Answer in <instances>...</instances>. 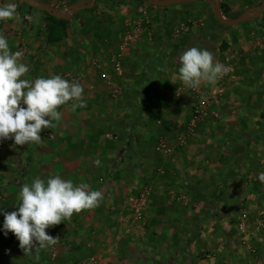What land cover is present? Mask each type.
I'll list each match as a JSON object with an SVG mask.
<instances>
[{
	"label": "crops",
	"instance_id": "1",
	"mask_svg": "<svg viewBox=\"0 0 264 264\" xmlns=\"http://www.w3.org/2000/svg\"><path fill=\"white\" fill-rule=\"evenodd\" d=\"M8 3L17 15L0 21V34L12 52H22L25 78L78 81L85 103L61 106V120L41 131L40 143L0 141V209L15 210L23 184L57 175L101 191L103 200L46 229L59 238L48 248L24 254L17 238L0 230V264H264V15L229 28L208 1L156 8L97 0L64 20L66 38L55 42L51 31L60 27L44 12L0 0ZM93 3L60 0L57 9ZM262 3L220 0L229 20ZM139 22L144 34L126 44ZM190 47L209 50L234 76L214 103L219 119L188 136L196 98L178 69ZM112 57L122 63L119 74ZM216 85L199 88L215 92ZM163 139L170 154L156 151ZM141 195L146 204L138 215L133 200ZM3 221L0 215V229ZM244 242L259 253L252 256Z\"/></svg>",
	"mask_w": 264,
	"mask_h": 264
},
{
	"label": "clouds",
	"instance_id": "2",
	"mask_svg": "<svg viewBox=\"0 0 264 264\" xmlns=\"http://www.w3.org/2000/svg\"><path fill=\"white\" fill-rule=\"evenodd\" d=\"M17 15L14 3L0 6V21ZM22 52H12L7 39L0 34V141L12 139L15 145L40 143L41 131L50 128L52 121L61 120L58 109L72 102V107H83V86L60 75L25 78L29 67L21 62ZM178 78L184 86L199 89L202 82L215 85L231 68L216 60L207 49L190 47L179 56ZM94 163L99 166L100 160ZM258 179L264 181V172ZM19 205L11 212L0 209L4 216V235L12 233L24 254L33 247L54 246L59 238L46 232L51 226L70 219L73 214L94 209L103 200L99 190L89 191L86 183L74 184L59 175L47 181L34 179L20 189ZM65 224V223H64Z\"/></svg>",
	"mask_w": 264,
	"mask_h": 264
},
{
	"label": "built area",
	"instance_id": "3",
	"mask_svg": "<svg viewBox=\"0 0 264 264\" xmlns=\"http://www.w3.org/2000/svg\"><path fill=\"white\" fill-rule=\"evenodd\" d=\"M140 13L142 15H146L145 10L142 8L140 9ZM145 23H148V19L145 20ZM133 28L127 33L126 36V44L135 42L137 39L142 37L144 34V27L143 23H136L132 26ZM111 63L114 67V70L116 73H120L122 70V63L117 57H112ZM231 71L223 76L221 79L218 80V83H216V90L215 92H206L202 89H191V92L194 94L196 98V105L193 108V113L191 116V119L186 126V132L188 136L193 135L197 129L200 127V125L205 124L207 122H210L212 120L219 119V113L214 108V103L216 100L223 96L225 93L224 89V83L227 81L229 77L234 76V69L232 67ZM185 138H182L181 145L183 146L185 144ZM11 139H7L5 141H10ZM156 151L158 153L162 154H170V149L167 147L164 139L160 140L158 145L156 146ZM146 204V195H141L140 197L133 200V205L136 209V212L138 215L140 214L142 208ZM82 264H99V261L96 259H91L89 263H82Z\"/></svg>",
	"mask_w": 264,
	"mask_h": 264
},
{
	"label": "water",
	"instance_id": "4",
	"mask_svg": "<svg viewBox=\"0 0 264 264\" xmlns=\"http://www.w3.org/2000/svg\"><path fill=\"white\" fill-rule=\"evenodd\" d=\"M22 1L28 4L29 6H31L32 8L38 11L44 12L54 18H57L60 20H71L75 13L81 10H84V9H88V10L93 9L94 4L96 3L97 0H94V3L92 5H89V6L72 5V6L67 7L64 11H59L57 9L60 0H54V3L52 5L42 3L38 0H22ZM144 1L148 3L150 6H153L156 8H169V7L187 4L190 2L208 1L214 6L213 14H214L215 19L221 25L225 27H229V28L242 25L264 12V3H262L260 6L250 9L243 16L237 19L229 20V19H225L222 16L220 0H144Z\"/></svg>",
	"mask_w": 264,
	"mask_h": 264
},
{
	"label": "trees",
	"instance_id": "5",
	"mask_svg": "<svg viewBox=\"0 0 264 264\" xmlns=\"http://www.w3.org/2000/svg\"><path fill=\"white\" fill-rule=\"evenodd\" d=\"M142 1H144V0H142ZM144 3H145V1H144ZM221 9H222V13L225 16H227V17L230 16V10L225 5L222 4L221 5ZM46 16L48 17L49 21H51L53 23H56L60 27L59 31H56L55 29H54V31H51L52 34L50 33L51 34L50 39L52 41L54 40L55 42H58L59 40H62L64 38H66V31L69 28V22L68 21H64V20H59V19L54 18V17H52V16H50L48 14H46ZM52 30H53V28H52Z\"/></svg>",
	"mask_w": 264,
	"mask_h": 264
},
{
	"label": "rangeland",
	"instance_id": "6",
	"mask_svg": "<svg viewBox=\"0 0 264 264\" xmlns=\"http://www.w3.org/2000/svg\"><path fill=\"white\" fill-rule=\"evenodd\" d=\"M146 3V2H145ZM147 5H149L148 3H146ZM146 6V5H145ZM260 6V5H259ZM147 7V6H146ZM256 7H258V6H256ZM253 8H255V7H253ZM252 9V8H251ZM261 14H263L264 15V12L263 13H261ZM260 14V15H261ZM244 25V24H243ZM220 98H222V96L221 97H219L217 100H216V102H218L219 103V101H220ZM215 102V103H216ZM217 107V111H218V113H219V110H218V106H216ZM219 117H220V114H219ZM213 121V120H212ZM260 229H262L263 231H264V219H262L261 220V222H260ZM243 246L245 247V248H251V255L252 256H256L259 252H258V250L256 249V248H254V247H249L248 245H247V243L246 242H244V244H243Z\"/></svg>",
	"mask_w": 264,
	"mask_h": 264
}]
</instances>
